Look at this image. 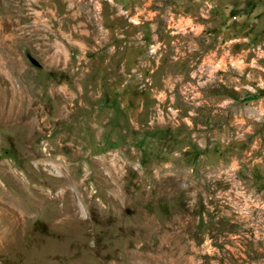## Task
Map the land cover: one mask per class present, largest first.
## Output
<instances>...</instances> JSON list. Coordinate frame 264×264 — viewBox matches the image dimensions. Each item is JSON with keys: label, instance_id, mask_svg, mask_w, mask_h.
Segmentation results:
<instances>
[{"label": "rangeland", "instance_id": "374dc122", "mask_svg": "<svg viewBox=\"0 0 264 264\" xmlns=\"http://www.w3.org/2000/svg\"><path fill=\"white\" fill-rule=\"evenodd\" d=\"M0 264H264V0H0Z\"/></svg>", "mask_w": 264, "mask_h": 264}]
</instances>
